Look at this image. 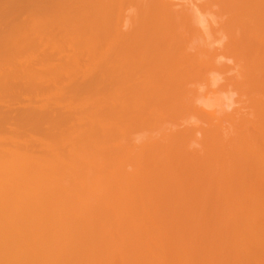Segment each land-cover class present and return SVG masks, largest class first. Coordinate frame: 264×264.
<instances>
[{
    "label": "bare ground",
    "instance_id": "1",
    "mask_svg": "<svg viewBox=\"0 0 264 264\" xmlns=\"http://www.w3.org/2000/svg\"><path fill=\"white\" fill-rule=\"evenodd\" d=\"M172 1L0 0L1 19L27 14L0 22V105L47 102L0 111L1 133L38 137L33 155L0 134V264H150L170 228L152 264H190L196 224L264 223V0ZM202 10L221 34L204 43Z\"/></svg>",
    "mask_w": 264,
    "mask_h": 264
},
{
    "label": "rangeland",
    "instance_id": "2",
    "mask_svg": "<svg viewBox=\"0 0 264 264\" xmlns=\"http://www.w3.org/2000/svg\"><path fill=\"white\" fill-rule=\"evenodd\" d=\"M171 1H172V0H171ZM175 1L178 2V0H175ZM175 1L173 0L172 2H175ZM177 2H176V3H177ZM179 2H181L180 4H182V1H179ZM179 2H178V3H179ZM192 2H194L195 4H197V3H199V2L202 3L201 1H197V2H196V1H194V0H193ZM198 5H201V4H198ZM205 6H206V5H204L203 7H205ZM207 9H208V11H211V12H212V10H210V9H212L211 7H210V9H209V7H208ZM203 10H204V11H207V10H205V8H204ZM203 10H202V11H203ZM202 11H201V12H202ZM204 11H203V15H201L202 13H200V15L203 16V18H204L206 15H208V16H206L204 19L207 20V22L209 23V21L211 20V17L214 18V17H213V14L211 13V15H210V14H209L210 12H208V13L206 12V15H204ZM19 15H22V16L19 17ZM19 15H18V16L16 15V17H15V16H9V17H7V18H8L10 21H12V20H13V21H14V20H15V21H18L19 18H21L19 21H21V20H22V21H25V20H23L22 17H24V19H27V18H26V17H27L26 12H22V13L20 12ZM14 17H15V18H14ZM17 17H19V18H17ZM209 17H210V19H209ZM7 18H5V19L2 18V19H4V23H3V22H2V23H3L4 25H6V26H7V23H6V22L9 21ZM207 18L209 19V21H208ZM2 19L0 18V22H1ZM6 20H7V21H6ZM2 21H3V20H2ZM5 21H6V22H5ZM10 21H9V22H10ZM19 21H18V23H19ZM22 21H21V22H22ZM9 22H8V24H9ZM2 23H0V25H2ZM10 23H13V24H14L15 22H10ZM209 24H211L210 26L213 27V28H214L215 26H217V25H215V24H212V20L210 21ZM213 25H215V26H213ZM195 26H196V27H195ZM195 26H194V27L197 29V25H196V24H195ZM0 28L2 29V27H0ZM122 28L125 29L124 26H122ZM122 28H121V29H122ZM207 28H209V27L207 26L206 29H207ZM213 28H212V29H213ZM215 28H216V31H214ZM215 28H214L213 32H210V30L212 31L211 28H209V30H200V29H202V28L199 27V30H200V31L197 32V33H198V34L200 33V34L197 35V36H200L199 38L202 39V42L204 41L205 37H206V40H207V41H205V42L211 41V38H212V40L217 39L218 37H220L221 34H220V32L217 33V32H218V30H217L218 28H217V27H215ZM197 30H198V29H197ZM207 33H208V34H207ZM210 33H211V34H210ZM213 33H214V34H213ZM204 34H206L208 37H207L206 35H204ZM217 34H218V37H217ZM219 34H220V35H219ZM203 35H204V36H203ZM202 36H203L204 39L202 38ZM210 36H211V37H210ZM215 36H216V38H215ZM208 38H210V39H208ZM203 43H204V42H203ZM227 93H228V92L225 93V92H221V91H220V92H216V94L208 95V99H209V101H210L211 104H213V103H217V104L223 105V103H224V106H225V107L221 106L222 108H221V107L218 108L220 105H219L218 107H216V109H218V111L223 109V111H221L222 113H232L233 108L236 109V108H238L237 106L240 105V104H238L239 102H238L237 99H236L237 96L235 97V95H234L235 101H237V102H235V103H237V104H235L234 101H233V100H234L233 95L231 94V96H232L231 100L233 99L232 102H231V104H232V105H231L232 108H231V107H230V99H229L231 96H230L229 94H228V95H229V96H228ZM15 95H16V94H15ZM15 95H12V97L10 96V97H11L10 100L8 99L9 101H11L10 103H12L11 106H12V107H15V108H12V107H11L12 109L10 108V110H9V108H8V107H10V103H9V106H8V107H2V106L0 105V108H1L0 111L4 108L3 111L6 110V112H7V109H8V110L10 111V113L12 112V114H13V113L17 114V111H18V113H19V112H21L23 109L20 108V111H19L16 107L19 106V107L25 108L24 106H27V105L29 104L30 101H31L30 103L33 104V105L35 106V107H34V106L32 105L33 107H31V106H30V107H31V108H34V109L37 108V107H38V109H39V108H40L41 106H43L44 104H47V102H44V101H46V100L43 99V98H41V97H40V100H38L39 98L37 99L35 96H31V97L29 98L28 96H30V94L28 95V93H27L28 96H27L26 94H25V96H24V94H23V96H24V97L27 96L28 99H27V98L24 99V97H22V95H20V97H19V95H18L19 98L14 97V98H16V99H14L13 96H15ZM16 96H17V95H16ZM12 98H13V99H12ZM22 98H23V100H22ZM20 99H21V100H20ZM42 99H43L44 101H43ZM228 99H229V100H228ZM18 100H19V102H16V101H18ZM28 100H30V101H28ZM38 101L43 102V104H42L41 102H38ZM226 102H227V103H226ZM13 103H14V104H13ZM36 103H39V105H40V104H42V105H40V106H39V105L36 106V105H37ZM221 103H222V104H221ZM225 103H226V104H225ZM233 103H234V105H233ZM15 104H16V105H15ZM17 104H18V105H17ZM13 105H14V106H13ZM20 105H24V106H20ZM29 105H30V104H29ZM29 105H28V106H29ZM28 106H27V107H28ZM19 107H18V108H19ZM27 107H26V108H27ZM44 107L46 108V105H44V106L41 107V108H44ZM57 107H58V106H57ZM6 108H7V109H6ZM41 108H40V109H41ZM58 108H59V107H58ZM15 109L17 110L16 112H14ZM59 109H60V108H59ZM11 110H12V111H11ZM62 110H63V109H62ZM9 111H8L7 113H9ZM58 111H60V110H58ZM225 111H226V112H225ZM15 114H14V115H15ZM216 114H217V113H216ZM220 114H221V113H220ZM14 115H13V116H14ZM11 116H12V115H11ZM13 116H12V117H13ZM14 117H15V116H14ZM11 125H12V128L15 126V127H18V129H20V128H19V125L17 126L16 123H11L10 125H8V127H9L8 130H9V131L6 129V130L8 131V134H9V132L12 133V131H13V130L10 131V129H11L10 127H11ZM224 125H225V124H224ZM41 126H42L41 128H42L43 131H44V129H45V131L48 130V129H47V126H45V124H43V125H41ZM13 129H16V128H13ZM18 129H17V131H18ZM6 130H4L5 132H4V131H3L2 133L0 132V134L6 133ZM20 130L22 131V129H20ZM20 130H19L18 132L14 130L15 132H17V134H18V133L21 134V138H20V137H16V140H17V138H19V139L23 142V143L21 144V142L18 140L20 143L17 141V142H18L17 144H20V146L23 148V152L25 151V154H26V153H28V154L32 153L33 155H35V154L38 152V150H37V148H36V145H34V144H36V143H35V140L38 138V137L36 136L37 134H34V133H32V134H27V132H25V131L20 132ZM13 133H14V132H13ZM14 134H15V133H14ZM23 134H24V135H23ZM3 135H7V134H3ZM0 136H2V135H0ZM16 136H18V135H16ZM19 136H20V135H19ZM22 136H23V137H22ZM22 138H23V139H22ZM33 143H34V144H33ZM15 144H16V143H15ZM17 146H18V145H17ZM26 146H27V147H26ZM22 148H21V149H22ZM24 148H26V149H24ZM27 148H29V149H27ZM29 150H31V152H30ZM40 153H41V152H40ZM37 154H38V153H37ZM212 210H213V211H212L211 213H210L209 211H206V212H207V215H206V214H203V213H199V214H196V213H195V218H197V219L199 218V219H200V217H201L200 215H201V214H202V216H203V215H204V216L206 215V216H207V217H206L207 219H208V217L210 216V215L208 216V214H211V216L214 214V215L216 216V214L214 213V210H215V209H212ZM217 210H218V209H217ZM223 210H225V209H222V210H220V211L223 212ZM208 212H209V213H208ZM215 212L217 213V211H215ZM221 212H219V210H218V213H217V214H218V218H217V219H219V214H221ZM224 213H226V211H225ZM224 213H222V214L224 215ZM259 213H261V212H259ZM259 213L256 212V213H253V214L256 215V216H258L259 218H262V217H263L262 220H263V222H264V215H263V213H262L263 216H261V217H260L261 214H259ZM197 215H198V217H197ZM204 216H203V218H204ZM251 216H252V215H251ZM256 216H255V217H256ZM216 217H217V216H216ZM252 217H253V216H252ZM201 218H202V217H201ZM209 218H210V217H209ZM214 218H215V217L213 216L212 219L214 220ZM259 218H258V219H259ZM210 219H211V218H210ZM210 219H208V222L210 221ZM212 219H211V221H212ZM220 219H221V218H220ZM220 219H219V220H220ZM258 219L255 218V220H257V221H258ZM249 220H250V221H248V226H247V227H248V231H245V232H246V233H249L250 236H248V234H244L245 232H244V230L242 229L243 227H242V228L239 227L242 231H241V230H238V231H240L242 234H240L239 232H238V233H239L240 235L237 234V230H236V235H237V236L239 235V236L237 237V240H236V238H232V237H230L232 233H233L232 235H235V234H234L235 232H232V231L234 230V227H235V226H233V225H232L231 227L228 226V227H230V228L227 229V228H226V227H227V226H226L227 224H225V223H226L225 221H224L225 223H223L222 220H221L222 223H220V221H218V220L215 219L214 222H213L214 224L211 223V222L208 223V222L206 221V222L208 223V225L212 224V226L210 225L211 228H210L208 225L205 226V224H203V223H204V222H203V223H201L202 225H204V226H203V229H201V228H202V225H201V224L199 223V221H198L199 224H196V225L193 227V230H192V228H191V230H190V231H192V233H193V236H192V234H191V236H192L191 238H192V239H195V240L197 241V244H198V245H196V241H195V240H192V239H188V242H186V244L189 243V244H188V251L191 252V250H192V253H189V254L192 255V256L194 255L195 257H194V256H193V257L197 259V262L195 263V262H194L195 259H191V258H193V257L190 256V255L188 254V255L190 256V257L188 258V260H193V262L190 261V264H191V263H193V264H197V263H198V264H199V262H201L200 264H202V263H203V264H207V262H209L208 264H210L211 262H212V264H219V263H220V264H230L231 261L233 260L232 258H235L236 260L239 259L238 257L236 258V256H239V253H240V256H242V257H243V255H245L244 257H246V256L248 255L247 258H244V259L246 260V261H244L245 264H248L249 262L252 263V262H253L252 260H254L253 264H256L257 262H258L257 264H259L260 261H261L260 264H264V262H263L264 259H263L262 256H261V259H263V260L260 259V255H261L260 251H261V252L264 251V247H263V246H264V243H263V241H264V237H262V239H263V241H262V239H260V238H261L260 235H261V236H264V233H262V232H264V231L261 232L263 235H262V234L258 235L260 232H257L258 230L261 231V229L264 230V229H263L264 226H262V225H264V223L262 224V221L259 220V222H258V223L256 222L257 224H256V223H255V224H256V225H260V221H261V226H262L263 228H261V226H260V228H259V226H258L259 229H258V228H255V229H254L253 226L257 227L256 225L253 224V226H252V224H251V223H254V221H253L254 218H253V220H252V218L249 219ZM251 220H252L253 222H252ZM216 221L219 222V224H218ZM207 223H206V224H207ZM216 223L218 224V225H217V228H216V226H215ZM249 223H250V225L253 227L254 230H252V228L249 229V227H250ZM222 224H224L225 227H222V226H223ZM239 224H240V223H239ZM200 225H201V226H200ZM229 225H230V223H229ZM241 225H242V223H241ZM241 225H239V226H241ZM199 226H200V227H199ZM207 226H208V228L210 229L211 232L209 231V229L207 228ZM213 226H214V227H213ZM197 227H198V228H197ZM219 227L222 228V229H221V232H220V230H218V229H220ZM195 228H196V229H195ZM206 228H207V229H206ZM231 228H232V229H231ZM194 229H195V230H194ZM198 229H199L200 231H199ZM214 229H215L216 231H217V230H218V231L215 232V233H212V232H213L212 230H214ZM226 229H227L228 231H226ZM230 229H231V230H230ZM235 229H236V227H235ZM256 229H257V231H255ZM204 230H205V231H204ZM206 230H207L208 233H209V232L212 233V237L210 236L211 234L209 235V234L206 232ZM215 230H214V231H215ZM223 230H225V231L223 232ZM168 231H169V228H168ZM168 231H167V232H168ZM190 231H188V232H190ZM195 231H196L197 233H196ZM201 231H204V234H202L203 232H201ZM234 231H235V230H234ZM254 231L257 232V233H254ZM170 232H172V229H171V228H170V231L168 232L169 234L166 233V234H165V237L162 238V239H161V237H163V236L160 237V240H161V241L164 239L163 242H166V244L163 243L166 247H164V245H162V246L164 247V250H167V249L169 250V248H167V247H169V243H168L167 240L170 239V238H169V237H170V236H169V235H170ZM199 232H200V233H199ZM222 232H223V233H222ZM226 232L229 233L230 236L227 234L229 237H228V236H225V235H226ZM251 232H253V234H254L253 237H252V240H253L252 243H253V244H252V243H249V242H251V239H250V238H249V240L247 239L248 237H251V235H252V234H250ZM198 233H199V234H198ZM219 233H220V234H219ZM146 234H149V233H146ZM195 234H196V235H195ZM197 234H198V235H197ZM205 234H206V235H205ZM221 234H222V235H221ZM255 234H256V237H255ZM149 235H150V234H149ZM149 235H147V236H149ZM200 235H202L203 237H204V236H207V238H208L209 240H206V239H205L206 237H204V239H203V237L200 236ZM218 235H220V236H219L220 239H218ZM236 235H235V237H236ZM242 235H245L247 238H246L245 236H242ZM144 236H146V235H144ZM214 236H217V238L214 237ZM222 236H225L224 239H223V244H222V241H221V237H222ZM257 236L260 237V238H257ZM166 237H167V238H166ZM210 237H211L212 239H211ZM226 237H228L229 239L231 238V241H232V239H234V240L236 241V243L240 240V243L242 244L243 247H242V246L240 247L241 249L238 250V251H240L239 253H235V252H233V251H232L233 249H232V250L228 249V248H230V247L234 248V244H232V246H230V245H231V241L228 239L229 242H227L228 240H227ZM233 237H234V236H233ZM239 237H240L241 239H238ZM244 237H245V238H244ZM188 238H190V237H188ZM196 238H197V239H196ZM214 238H215L216 240H214ZM243 238H244V239H243ZM253 238H254V239H253ZM256 238H257V239H256ZM165 239H166V240H165ZM201 239H202L204 242H203ZM245 239H247L248 242H247V240H245ZM198 240H199V243H198ZM205 240H206V241H205ZM210 240H211V241H210ZM213 240H214V241H213ZM219 240H220V241H219ZM225 240H226V241H225ZM234 240L232 241V243H235ZM241 240H242V241H241ZM243 240H244V242H245V241H246V242L243 243ZM258 240H260L261 243H259V244L257 245ZM189 241H190V242H189ZM212 241L214 242V244H212ZM218 241H219V242H218ZM254 241H255L256 243H254ZM260 241H259V242H260ZM201 242H202V243H201ZM206 242H208V246H209L208 248H207V243H206ZM210 242H211V243H210ZM216 242H218V243H216ZM220 242H221V243H220ZM193 243L195 244V246H196L197 248L199 247V253H200V256H202V257H200V258H204V257H205V258L210 257V258H208V260L204 258V259H203L204 262H203V261H199V260H198V259H200V258L198 257L199 253L197 254L196 252H193V251H194V247H193L194 245H193ZM203 243H204V244H203ZM215 243H216V244H215ZM226 243H229L230 245H229V244L226 245ZM236 243H235V245H236ZM248 243H249V247H250V245H251V249L249 248V250H248V247H247V246H248ZM167 244H168V245H167ZM221 244L224 245V246L226 245V247L229 246V247H227L228 250L226 249V247L223 248V246H222ZM244 244H247V246L245 247ZM254 244H255V246L257 245L256 247L259 246V248H257V249H256V248H253ZM262 244H263V245H262ZM200 245H204V246L202 247V246H200ZM217 245H219L220 247H218ZM252 245H253V246H252ZM260 245H261V246H260ZM205 246H206V247H205ZM214 246H215V247H214ZM201 247H202V248H201ZM211 247H212V249H211ZM213 247H214V248H213ZM244 247H245V248H244ZM261 247H262V248H261ZM190 248H191V249H190ZM203 248H204V249H203ZM209 248H210V251H209ZM216 248H217V250L215 251ZM189 249H190V250H189ZM207 249H208V250H207ZM222 249H223V250H222ZM245 249H246V250H245ZM252 249H253V250H252ZM259 249H260V250H259ZM262 249H263V251H262ZM164 250H163V251H164ZM168 250L165 251L164 253H163V252H162V253H161V252L158 253V254L161 253L160 255L164 254V255H162V257H161V260H159V259H160V258H159L160 255L155 254L156 252L154 253L155 255L150 254L151 256H150V255H149V256L152 257V258H154V259L158 256L157 259H158L159 261H162V258H163V256H165V254H167V256H166L165 258H167V257L170 256ZM201 250H202V251H201ZM212 250H213V251H212ZM224 250H226V253H227V254H225V251H224ZM255 250H257V251L259 250L258 253H259L260 255H259V257H258V255H257L256 257H255V256H253V257L258 258V260H257V259H254V258L251 257V256H249V254L251 255V251L253 252L252 255H253L254 253H257ZM207 251H208V252H207ZM238 251H237V252H238ZM242 251H243V253H242ZM244 251H245V252H244ZM166 252H168V253H166ZM197 252H198V251H197ZM216 252H217V253H216ZM219 252H220V253H219ZM222 252H224V254H223ZM228 252H229V253H228ZM231 252L234 253V254L232 255L233 257H232L231 254H230ZM193 253H194V254H193ZM195 253L197 254V257H198V258L196 257ZM201 253H202V255H201ZM204 253H205V255L203 256ZM214 253H215V254H214ZM241 253H242V254H241ZM244 253H245V254H244ZM247 253H248V254H247ZM258 253H257V254H258ZM263 253H264V252H263ZM263 253H262V255L264 256ZM168 254H169V255H168ZM206 254H207V255H206ZM208 254H211V255H212V258H211V255H208ZM220 254H221V255H220ZM237 254H238V255H237ZM246 254H247V255H246ZM156 255H157V256H156ZM213 255H215V256H213ZM216 255H217V256H216ZM223 255H224V256H223ZM227 255H230L229 258H230L231 260L228 258ZM234 255H235V257H234ZM254 255H256V254H254ZM149 256H148V257H149ZM153 256H154V257H153ZM218 256H219V257H218ZM220 257H221V258H220ZM223 257H224V259H226V260H224ZM225 257H227L229 260H228L227 258H225ZM231 257H232V258H231ZM249 257H251V258H253V259H250ZM152 258H151V260H149V261H150V264H152L153 261L156 260V259H155V260H152ZM171 258H172V257H171ZM171 258H170V260L173 262V259H171ZM219 258H220V259H219ZM248 258H249V259H248ZM148 259H150V258H148ZM213 259H214V262H213ZM217 259H218V260H217ZM221 259H223V260H221ZM259 259H260V260H259ZM158 260H156V261H158ZM164 260H166V262L168 261V264H172V262L169 260V258H168V259H164ZM164 260H163V264L166 263V262H164ZM200 260H201V259H200ZM216 260H217V262H216ZM220 260H221V261H220ZM250 260H251V261H250ZM256 260H257V261H256ZM127 261L130 263L129 260H127ZM151 261H152V262H151ZM169 261H170V263H169ZM195 261H196V260H195ZM218 261H220V262H218ZM225 261H226V262H225ZM242 261H243V259H242V260L239 259L237 262H238V264H243L244 262H242ZM122 262H123V261H122ZM128 262L125 261L124 263H128ZM222 262H223V263H222ZM228 262H230V263H228ZM241 262H242V263H241ZM120 263H121V262H120ZM156 263H157V264H158V263L160 264L161 262H156ZM156 263H155V264H156ZM233 263H235L234 260L232 261V264H233ZM250 263H249V264H250ZM113 264H116V263L114 262ZM117 264H118V263H117ZM121 264H123V263H121ZM161 264H162V263H161ZM173 264H174V263H173ZM177 264H178V263H177ZM188 264H189V262H188Z\"/></svg>",
    "mask_w": 264,
    "mask_h": 264
}]
</instances>
